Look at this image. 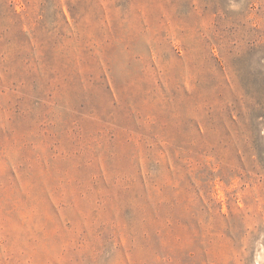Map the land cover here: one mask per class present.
<instances>
[{
	"label": "rangeland",
	"instance_id": "obj_1",
	"mask_svg": "<svg viewBox=\"0 0 264 264\" xmlns=\"http://www.w3.org/2000/svg\"><path fill=\"white\" fill-rule=\"evenodd\" d=\"M0 264H264V0H0Z\"/></svg>",
	"mask_w": 264,
	"mask_h": 264
}]
</instances>
